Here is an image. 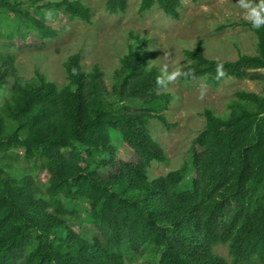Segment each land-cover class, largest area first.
I'll list each match as a JSON object with an SVG mask.
<instances>
[{"label": "trees", "instance_id": "trees-1", "mask_svg": "<svg viewBox=\"0 0 264 264\" xmlns=\"http://www.w3.org/2000/svg\"><path fill=\"white\" fill-rule=\"evenodd\" d=\"M43 1L0 0L1 35L12 38L21 23V33L52 38L56 33L44 22L57 10L90 22L89 9L77 0ZM103 1L108 14L126 8V0ZM180 4L140 0L137 13L156 6L176 20ZM240 25L254 33L255 55L220 61L206 59L199 47L184 50L189 63L180 80L264 81V25ZM129 39L113 75L115 103L105 99L98 67L84 72L78 54L63 62L60 88L37 71L28 83L10 85L0 108V264H129L143 254L141 264H264V92H236L225 116L203 110V127L189 148L188 189L176 190L185 165L147 180L151 162L167 161L147 129L150 118L167 127L161 114L167 80L158 85L165 76L148 67L146 41L130 33ZM218 64L227 74L219 80ZM109 128L132 160L116 158ZM12 150H21L24 162L38 160L47 180L39 184L31 171L13 169ZM77 203L85 206L82 220L90 230L68 225L78 219ZM216 245L227 247L229 263L213 253Z\"/></svg>", "mask_w": 264, "mask_h": 264}, {"label": "rangeland", "instance_id": "rangeland-1", "mask_svg": "<svg viewBox=\"0 0 264 264\" xmlns=\"http://www.w3.org/2000/svg\"><path fill=\"white\" fill-rule=\"evenodd\" d=\"M59 0H44L56 2ZM90 11V22L70 19L57 10L54 15H47L46 26L56 35L49 39H41L32 31H23L7 39L0 29V108L8 98L12 83H28L34 71L57 88L66 83L62 64L67 57L78 54L81 69L89 72L97 66L102 73V84L107 91L105 99L115 103L110 94L114 83V71L118 69L119 59L126 53L131 42L129 33L146 41L145 49L151 52L148 67L155 68L165 77L183 69L189 63L183 51L195 47L201 49L206 59L233 61L239 55H255L256 39L251 29L241 26L240 22H248V9L241 6L240 0H180L179 17L176 20L162 14L156 6L143 14L137 13L140 0H126V8L117 14H108L103 0H77ZM253 6L260 0H245ZM14 21L9 15L6 22ZM177 76L161 93L168 95V102L161 112L167 127L156 119L147 121V129L153 141L163 150L166 163L151 162L146 169L147 180L163 176L168 171L185 165L187 172L177 187V191L189 188V148L192 139L199 133L204 124L202 112L211 110L217 116H225L228 104L235 100L238 91L254 93L262 96L264 81L254 82L226 78L216 86L209 84L205 78H199L186 84ZM132 107H139V101H131ZM109 141L116 149V158L122 161L132 160V153L120 140L114 128L108 129ZM16 156L7 159L13 169L31 171L39 184L47 180L45 172H38V160L24 162L21 150H12ZM78 219H71L69 227L75 231H87L91 228L85 221V206L77 203L74 206ZM80 219V220H79ZM215 255L230 262L225 245L212 248ZM141 255L129 264H141L145 259Z\"/></svg>", "mask_w": 264, "mask_h": 264}, {"label": "clouds", "instance_id": "clouds-1", "mask_svg": "<svg viewBox=\"0 0 264 264\" xmlns=\"http://www.w3.org/2000/svg\"><path fill=\"white\" fill-rule=\"evenodd\" d=\"M241 6L245 9H248V18L252 21L253 27L259 28L261 25H264V0H260V3L256 6H253L250 2H245V0H240ZM181 75L179 71L172 73L171 75H167L165 77H158L157 83L158 85H164L165 79L167 82H172L176 79L177 76ZM185 75H190V73H185ZM227 74L223 68L222 64L217 65V77L219 80L225 77Z\"/></svg>", "mask_w": 264, "mask_h": 264}]
</instances>
